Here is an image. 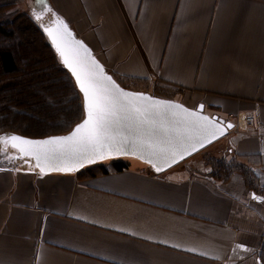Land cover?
I'll return each mask as SVG.
<instances>
[{"label": "crops", "instance_id": "obj_1", "mask_svg": "<svg viewBox=\"0 0 264 264\" xmlns=\"http://www.w3.org/2000/svg\"><path fill=\"white\" fill-rule=\"evenodd\" d=\"M48 1L120 86L231 122L212 144L229 175L187 159L156 172L123 157L129 169L84 179L1 166L0 264H257L264 0Z\"/></svg>", "mask_w": 264, "mask_h": 264}, {"label": "snow or ice", "instance_id": "obj_2", "mask_svg": "<svg viewBox=\"0 0 264 264\" xmlns=\"http://www.w3.org/2000/svg\"><path fill=\"white\" fill-rule=\"evenodd\" d=\"M42 2V0H41ZM39 20L40 16L37 15ZM63 33L53 29H45L52 38L57 52L63 63L69 68L76 82L83 92L87 107V119L77 125L68 136L52 137L43 141H33L16 135L0 136V146L15 149L20 157H34L37 166L44 170L45 166L53 167L54 162L62 160L60 171H71L74 164H82L97 158L103 159L112 151H119L126 141V136H118L117 125L128 119L143 125L152 113L172 109L174 119L181 122L188 132L176 142L161 144L150 137L137 136L132 139L134 147L149 150L152 155L161 158L165 163L175 162L177 157L183 158L197 150V145L211 142L217 133L223 130L217 122L207 116L191 112L181 105L167 101L154 100L142 93H129L123 91L110 76L104 74L103 68L90 57L88 49L82 44L72 45L65 36L67 32L64 25ZM203 105H201V109ZM228 127L232 125L229 123ZM160 170L159 165H154ZM253 199H261L253 195ZM240 247H244L241 245ZM245 251L248 249L245 248ZM257 264H264L262 256Z\"/></svg>", "mask_w": 264, "mask_h": 264}, {"label": "trees", "instance_id": "obj_3", "mask_svg": "<svg viewBox=\"0 0 264 264\" xmlns=\"http://www.w3.org/2000/svg\"><path fill=\"white\" fill-rule=\"evenodd\" d=\"M16 3L17 0H0V102L3 100L0 105V121L9 119L10 123H14L17 119L15 114L13 116V112L6 109L20 107L34 112L39 121V125L23 121L22 129L30 130L31 127L32 130L35 127L37 130L41 125L42 129L37 135H27L25 132L21 133L18 128L6 130L5 127H0V135L13 133L42 139L68 133L85 117L82 96L37 25L33 21L29 22L30 24L23 20L13 22L9 12H2ZM44 66L45 68H42ZM34 72L41 74L35 76ZM8 79H11L8 83L12 84L7 86ZM45 81L49 82L44 83ZM6 101L11 106L6 105ZM47 101L52 106L47 105ZM19 119L21 121V118ZM46 124L51 126L43 128ZM58 124L59 126L55 127ZM211 162L212 176L226 179L229 175L226 162L212 159ZM126 169H129L128 163L113 161L84 168L78 172V177L91 178Z\"/></svg>", "mask_w": 264, "mask_h": 264}, {"label": "water", "instance_id": "obj_4", "mask_svg": "<svg viewBox=\"0 0 264 264\" xmlns=\"http://www.w3.org/2000/svg\"><path fill=\"white\" fill-rule=\"evenodd\" d=\"M64 25H66V24L63 21H61L59 19H56L55 22L50 23V25H47L45 27V29H53V30H56V31H58L60 33H63V31H64V27L63 26ZM45 29H41V31L43 32V34L45 35L47 41L49 42V44L53 48V50H54L59 62L61 63V65L63 66V68L71 76L77 91L82 96L83 109H84L85 117L79 123V124H81V123H83V121L85 119H87V107H86L84 94L80 90V87H79V85L76 82L75 76L72 75V73L69 70V68L63 63V59L60 56V54L57 52L56 47H55V45L52 42V38L48 35V32L45 31ZM67 32L70 33L71 35L70 36H65V39H67L74 46L77 44V42H79V44H82L85 48L88 49V53H89L90 57L92 59H94L100 65V63L93 56L91 50L82 41L76 39V37L74 36V33L69 30L68 26H67ZM104 74L106 76H110L105 70H104ZM110 77L112 78L113 81H115L112 76H110ZM115 83L121 89H123V91H125V92L142 93L143 95L152 97L154 100L167 101V102H170L172 104L181 105V104H179V103H177L175 101L154 97V96H152V95H150L148 93H145V92L130 91V90L120 86L116 81H115ZM181 106L183 108H186L183 105H181ZM186 109H188V108H186ZM188 110L191 111V112L199 113L200 115H203V116H207L206 114H204L203 108L201 109V105H199L195 110H191V109H188ZM173 111H175V110L168 109V110H163L161 112L152 113V114H150L148 116L147 121L143 125H138L136 122L128 120V119H123L116 126L117 127L118 136H126V137L129 138V140L124 143V145L121 147V149L119 151H112L110 154H106L103 159L97 158V159H95L92 162L84 160V162L82 164L76 163V164L73 165L71 171H60V170H57V168L63 167V161L62 160L54 162V166L53 167L45 166L44 170L41 171V168L37 166V163H36V160H35L34 157H31V156L20 157L15 149H12L10 147H7V148L2 147V148L5 149V150H9V149L14 150V152H16V154H17V157L22 162V165L25 167V170H27V172H31V173H38V174L74 173V172L82 170L85 167H88V166L103 162L105 160H112V159H118V158H123V157H134V158H137V159L141 160L142 162L146 163L147 165L151 166V168L154 171L163 172V171L168 170L169 168L179 164L180 162L190 158L194 154H196L199 151L203 150L204 148L210 146L211 144L215 143L216 141L220 140L233 127V124L231 122H226L224 119H222V118H220V117H218L216 115L211 116V117L207 116L209 118L214 119L217 122L218 127L223 130V134H220L218 132L217 133V137L214 138V139H211V142H207L206 141L204 143L203 147H200L199 145H197V150L192 151L191 154H185L183 156V158L177 157L175 162L169 161V162L165 163V161L163 159L157 158L156 156L152 155V153L149 150L133 146V143L131 141H132V139L134 137H137V136L150 137L152 140H154V141H156L158 143L168 144L170 142H176V141L180 140V138L182 136L188 135V132L185 129L184 125L181 122H179L178 120L173 118V116H172V112ZM229 123L232 125L231 128L228 127ZM79 124H77V125H79ZM77 125L74 126V128L71 131H69L68 133H65V134H62V135L49 136V137L42 138V139H33V138L23 137V136H20V135H17V134H13V133H6V134L7 135L20 136L22 138H25V139H28V140H33V141H43V140L50 139L52 137L68 136L75 130ZM0 136H4V134L0 135ZM23 159H26V160H23ZM154 165H159L160 166V170L158 171L157 167H155Z\"/></svg>", "mask_w": 264, "mask_h": 264}, {"label": "rangeland", "instance_id": "obj_5", "mask_svg": "<svg viewBox=\"0 0 264 264\" xmlns=\"http://www.w3.org/2000/svg\"><path fill=\"white\" fill-rule=\"evenodd\" d=\"M2 12H7V13L9 12V16L11 17V19H13L12 20L13 22L14 21L18 22V21H22L23 20V21H26L27 23H29V22L33 21L40 30L41 29H45V27L47 25H50V23H53V22H55L56 19H59V20L63 21L68 26V28H69V30L71 32L74 33V36L76 37V39H78V40L83 42V40H81L79 38V36L75 33L76 29L71 26V24L69 23L68 18L66 16L62 15L60 12H58L55 8H53L48 0H42V2H41V0H29V1H27V0H17V3H16L15 6H13L10 9L6 8ZM37 15L40 16L39 20L36 19ZM34 47L36 48V46H34ZM26 67L27 66H25V68ZM42 68H45V66L42 67ZM40 74H41V72H34L35 76H38ZM8 81H11V79H8L6 83H8ZM48 82L49 81H45L44 83H48ZM11 84H12V82H9L7 84V86L11 85ZM126 89H128V88H126ZM128 90L140 92L139 90H134V88H131V87ZM145 93H147V92H145ZM1 103L3 104V100H1L0 105H1ZM4 103L5 104L7 103L6 105L11 106V104H9V102H7V101L4 102ZM47 105L52 106L49 101H47ZM65 106H67V105H65ZM1 110L2 109H0V113H1ZM6 110H8L10 112H13V116L15 114L17 119L15 118L16 119L14 121L15 124L14 123H10L9 119H7L6 121L2 120L3 122L0 121V127H5L4 129H6V130H10V129H13V128H18L21 133L25 132L27 135H37L38 131L42 129V125L37 130H36L35 127L32 130H31V127L29 128L30 130H26V129L23 130L22 129L23 126H21V125L23 124V121L30 122L33 125L35 123H38V125H39V121L35 118L34 112L24 110V109H22L20 107H14V108H11V109H6ZM6 110H3V111H6ZM19 118H21V121H20ZM14 125H16V126H14ZM50 126L51 125L46 124L43 128H47V127H50ZM58 126H59V124L55 125V127H58ZM47 131H49V130H47ZM1 135H3V134H1ZM216 148H217L216 144H214V145H212L210 147H206L202 151H199L198 153L194 154L193 156H191L187 160H190V161H196L197 160V161L206 163V165L210 166V168H211V171H210L211 174H209V175L212 176L213 172H212L211 159L213 161L217 160V161H222L223 162L222 157H220L221 154L220 153L217 154L218 151H216L217 150ZM23 160H26V159H23ZM113 160L117 161V160H120V159H113ZM111 162H113V161L110 160V162L108 161L105 164H109ZM1 166H7V167H13V168H16V167L17 168H24V166L22 165V162L17 157L16 152H14V150H12V149L5 150V149L2 148V146H0V167Z\"/></svg>", "mask_w": 264, "mask_h": 264}, {"label": "built area", "instance_id": "obj_6", "mask_svg": "<svg viewBox=\"0 0 264 264\" xmlns=\"http://www.w3.org/2000/svg\"><path fill=\"white\" fill-rule=\"evenodd\" d=\"M235 117H236V120H239V122H240L241 118H240L239 114H237L236 116L235 115H233V116L230 115V118H235ZM242 118H243V122L240 123V124H252V123L255 122L254 116L247 115L245 117L243 116ZM258 126L264 127V122L263 123H259Z\"/></svg>", "mask_w": 264, "mask_h": 264}]
</instances>
